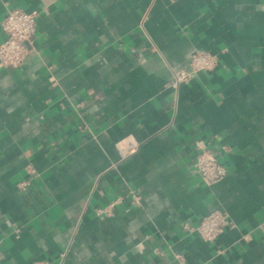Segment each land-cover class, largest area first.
I'll return each mask as SVG.
<instances>
[{"label":"crops","instance_id":"crops-1","mask_svg":"<svg viewBox=\"0 0 264 264\" xmlns=\"http://www.w3.org/2000/svg\"><path fill=\"white\" fill-rule=\"evenodd\" d=\"M15 7L38 16L0 68V264H264V0H0V42ZM195 50L218 65L171 87ZM215 210L216 240L187 231Z\"/></svg>","mask_w":264,"mask_h":264},{"label":"built area","instance_id":"built-area-1","mask_svg":"<svg viewBox=\"0 0 264 264\" xmlns=\"http://www.w3.org/2000/svg\"><path fill=\"white\" fill-rule=\"evenodd\" d=\"M37 12L26 11L21 8L9 9L1 21V28L5 32V38L0 42V68L19 67L27 59L33 50L34 35L36 31ZM143 21H141L142 27ZM218 65V58L215 55L203 50H195L190 58L188 69H181L172 72L170 86L176 88L181 82L188 81L198 72L211 70ZM196 154L193 162V172L206 185H212L222 180L227 173L226 167L207 148L205 141L197 139L194 142ZM223 151L228 147L221 146ZM29 181L19 183V188L28 187ZM137 202L139 196L132 195ZM110 206L98 210V214L109 213ZM229 217L226 213L215 210L203 216L196 226H186L188 232L196 233L204 241L216 240L223 230L230 226ZM264 235V221L258 225ZM180 264H185L181 255H175ZM45 264V263H35Z\"/></svg>","mask_w":264,"mask_h":264}]
</instances>
